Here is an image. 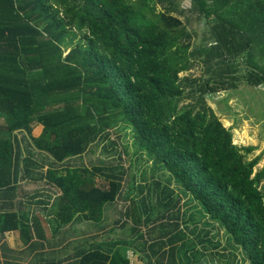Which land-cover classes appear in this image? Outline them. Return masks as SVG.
<instances>
[{"label":"trees","instance_id":"1","mask_svg":"<svg viewBox=\"0 0 264 264\" xmlns=\"http://www.w3.org/2000/svg\"><path fill=\"white\" fill-rule=\"evenodd\" d=\"M190 1V11L209 26L210 41L195 47L194 31L177 15L185 12L181 0H0V187H13L17 170L37 162L22 165L18 157L14 133L27 131L30 146L47 157L45 178L61 190L60 226L78 214L101 221L105 205L118 202L121 215L111 224L122 234L126 225L134 228L135 238L118 234L115 242L93 243L78 264H134L128 249L146 251L150 264H179L181 254L189 264L206 259L189 257L204 252L181 229L180 209L171 210L172 185L155 180L167 210L154 214L149 206L142 222L134 197L126 200L133 161L123 164L113 133L127 129L135 152L161 162L201 204L206 225L219 224L250 264H264L261 156L249 158L255 146L236 144L207 101L241 81L264 85V0ZM191 59L201 62L204 77H181ZM100 143L116 149L118 162L75 161ZM0 220L6 238L22 228L14 212L0 213ZM230 255L224 264L235 263Z\"/></svg>","mask_w":264,"mask_h":264},{"label":"rangeland","instance_id":"2","mask_svg":"<svg viewBox=\"0 0 264 264\" xmlns=\"http://www.w3.org/2000/svg\"><path fill=\"white\" fill-rule=\"evenodd\" d=\"M181 7L185 12L177 15L187 24L190 31H194L190 32L192 34L193 47L209 42L208 23L205 20L202 21L196 13L190 11L191 1L181 0ZM158 9L160 10V7H158ZM188 20L190 21L189 24L187 23ZM204 70L205 68H203L200 61H194V59H191L190 68L187 71L182 72L180 75L183 78L204 77L206 75ZM245 83L241 81L238 89H230L207 95V101L215 109L223 123L232 129L234 142L236 144L239 146H255V149L249 155V158L260 155L261 161L256 167V169H260L264 167V85L255 87ZM188 101V99L184 100V102ZM130 128L135 137L139 138L134 129L131 126ZM117 131L119 133V130ZM113 138L123 146L121 147L118 145L119 152L122 155L123 164L125 165L126 163L129 165L130 159L133 161L130 166L128 177L130 181V185L128 186L130 187V195L129 199L126 200L130 201L134 197V202L138 206L137 211L140 212L141 215L145 213L144 211L147 210L149 206L152 207L154 214L158 212L162 213L167 210V207L163 205L165 201L163 195L165 193L162 191V187L154 185L155 180L162 181L168 186L172 185L173 187L170 189H174L175 191L173 203L177 204V207L171 206V210L174 213L178 212V209H180L179 221L181 223V229H184L189 238H192L197 242V248L202 250L204 254L210 252L217 254L213 258L211 255L204 257V254L201 255L199 252L195 251V254L189 257L192 259L195 258V256L196 258H206L202 261L203 264H217L216 261L218 264H224V262L226 263L228 260L232 261L230 253L235 252L237 258L235 259L234 264H250V261L241 249H234L233 240H231L229 235L219 224L210 222L209 225H206L208 216L203 212L201 204L196 201L192 194H190L185 188L176 184L171 173L166 171L161 162L157 161L156 164H154L147 153H145V156H142L140 153L135 152L138 147L134 145V136L130 129L121 131L119 136L114 132ZM102 144H104V142H102ZM102 144L100 143V145L92 146L90 149V154L88 156L90 165H99V160L106 159L108 156H111L110 158L117 161L118 157L116 149L113 146L108 145V151H105L103 148H106V146H102ZM160 166L163 167L164 171H160ZM180 198L181 201L179 202L178 200ZM123 202H125L124 199ZM127 206L128 204H126V207ZM174 215H177V213ZM108 221L109 222H92L93 227L99 229L105 227L106 224L112 225V220L108 219ZM131 222L132 221L130 220V223ZM145 226L148 228L147 224L140 227V234L143 236L146 235L144 229ZM112 228L114 236H117L118 232L116 231L115 226L112 225ZM129 228L130 225L125 226L126 230ZM205 231H209V233L206 234ZM130 234L131 230L127 232L125 231V233L122 234V237L125 238ZM201 239L206 240L205 243L207 247L204 245L205 243L200 241ZM208 240L210 241L207 242ZM122 247L124 248L123 245ZM132 251L133 250L128 249V254L131 255L134 264H150V257L145 253L146 251L140 250L137 253L138 255L133 254ZM180 258L182 261H180L178 256L179 264H189V260H185L188 258L187 256L181 254Z\"/></svg>","mask_w":264,"mask_h":264},{"label":"crops","instance_id":"3","mask_svg":"<svg viewBox=\"0 0 264 264\" xmlns=\"http://www.w3.org/2000/svg\"><path fill=\"white\" fill-rule=\"evenodd\" d=\"M2 125L4 124H0ZM42 130L43 127L38 125L33 134L38 136ZM14 135L18 136V157L22 165L30 158L38 164L35 162L30 170L21 166L17 170L18 180L13 179V187H0V213H16L22 225L14 235L10 233V238H6L1 231L5 225L0 220V264H78L83 251L91 248L93 243H110L111 240L115 242L118 235L109 233V224L96 229L93 227L94 221L88 220L84 214H78L68 225L60 226L58 210L61 190L50 184L44 176L48 168L45 165L47 157L30 146L32 139L27 131H17ZM88 156L85 153L75 161L78 164L82 161L88 163ZM120 204L124 205L118 202L106 204L104 219L101 221L119 219ZM145 216L147 213L142 215L141 222L145 220ZM118 234H122V231ZM130 235L135 238L134 228Z\"/></svg>","mask_w":264,"mask_h":264}]
</instances>
